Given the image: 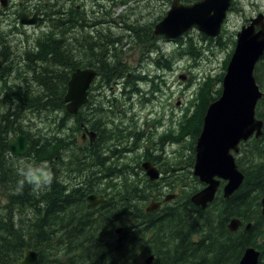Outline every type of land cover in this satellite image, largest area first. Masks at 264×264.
Segmentation results:
<instances>
[{
	"label": "trees",
	"instance_id": "trees-1",
	"mask_svg": "<svg viewBox=\"0 0 264 264\" xmlns=\"http://www.w3.org/2000/svg\"><path fill=\"white\" fill-rule=\"evenodd\" d=\"M78 1H70L71 10L52 15L41 33H26L23 48L8 42L6 34L16 32L14 28L6 34L0 31V57L5 61L16 54L15 63L0 69L3 90L8 93V104L0 111V181L11 187L9 200L0 210V264L18 262L27 246L38 251L36 264H237L249 245L260 250L258 264H264V214L260 211L264 123L258 137L240 143L236 162L244 179L237 190L224 196L222 181L214 198L203 207L190 201L191 194L204 184L192 170L195 142L207 105L220 94L224 70L218 88L212 81L206 87L208 79L200 84L199 107L188 117L197 113L190 136L183 142L184 150L177 161H165V166L183 165L174 176L166 174L168 168L164 167L162 176L150 180L141 167V158L148 152L137 154L134 161L122 158L135 148L127 142L121 141V149L110 143L102 146L98 137L93 142L82 139L83 124L95 129L96 112L91 99L76 113L67 109L65 94L72 71L94 66L103 83L113 84L121 77L128 81L130 68L116 49L124 33L96 25L97 19L100 23H107L106 17L112 22L116 19L110 14H87L77 6ZM124 29L126 34L133 31L137 43L149 41L144 31L149 34L150 27ZM17 32L25 34L21 29ZM221 42L218 37L217 43ZM188 48L196 52L193 45ZM158 62L171 66L166 55ZM259 68H264V53L254 70L264 94ZM131 74L137 76L135 82L139 76L146 78ZM255 115L264 120V95L257 101ZM19 133L31 136L25 155L10 149L11 139ZM147 157L156 162L153 155ZM40 168L52 173L43 185L30 182V175ZM174 189L176 197L146 210L151 198H164ZM97 192L108 197L107 203L89 206L88 194ZM232 217L241 219L236 230L227 224ZM250 221L251 226L245 228ZM119 226L122 230L117 232ZM150 254L153 258L146 263Z\"/></svg>",
	"mask_w": 264,
	"mask_h": 264
},
{
	"label": "water",
	"instance_id": "water-1",
	"mask_svg": "<svg viewBox=\"0 0 264 264\" xmlns=\"http://www.w3.org/2000/svg\"><path fill=\"white\" fill-rule=\"evenodd\" d=\"M5 0H2L4 3ZM171 7L154 25V32L163 34L165 38H176L186 30L197 26L205 34L218 35L230 0H194L190 3H180L172 0ZM34 21V19H30ZM258 25V29L255 26ZM236 42L222 77V87L217 98L210 101L203 115L200 133L196 138L195 160L193 174L201 182V188L194 191L190 201L201 207L210 202L220 186L224 196L232 194L244 179V174L236 162V153L240 149L241 141L251 136L258 137L262 132L263 118L256 117L255 110L259 98L263 94L255 77V65L264 53V13L260 12L248 23L243 24L236 32ZM1 64V59H0ZM97 69L92 66H80L72 71L65 94L67 109L76 113L87 102L89 86ZM184 77V76H182ZM93 140L95 131L87 129ZM85 132H83L82 135ZM30 134L19 133L10 141V149L15 154H24L30 147ZM142 169L150 179L158 178L162 173L150 159H144ZM183 165H168L170 173H174ZM51 176L48 168L37 169L30 175V182L45 180ZM175 191L168 192L163 200L168 201L176 197ZM260 211L264 214V193L260 198ZM88 205L105 204L108 198L104 194L91 193L87 196ZM146 210H154L161 206V199L151 198L146 203ZM231 230H236L242 224L240 217H232L227 223ZM251 226L247 222L245 228ZM120 232L122 228H116ZM260 250L249 245L245 248L237 264H258ZM153 254L145 259L150 262ZM39 260L38 251L27 246L25 255L15 264H36Z\"/></svg>",
	"mask_w": 264,
	"mask_h": 264
},
{
	"label": "rangeland",
	"instance_id": "rangeland-1",
	"mask_svg": "<svg viewBox=\"0 0 264 264\" xmlns=\"http://www.w3.org/2000/svg\"><path fill=\"white\" fill-rule=\"evenodd\" d=\"M162 1L163 0H160V2ZM234 1L235 3L230 4L231 7L227 10V16L221 24V30L216 36L205 34L195 26L186 30L183 35L176 38L170 39L161 35L157 38L149 39V41L144 44L143 42L137 43L135 41L133 31L129 32L131 34H126V29L118 26V23H113V25H111L110 28L115 31V34L124 33L121 37V42L116 44V49L122 52V62L128 65L131 72L136 74L143 73V75H146V78L144 77L139 81L137 80L138 86L143 87L142 91L138 93L131 91L132 97L130 98H125L123 93H119L120 89H124L122 83H113V86L115 87L117 85L118 88L109 91V96L111 97L114 95L117 104L126 102V105H128V102H132V107L125 110L126 115L123 111L122 121H114V131L119 129L117 134L116 132L110 131L113 128V124L109 126V124H104L103 121L100 123V127L103 129L102 137H105V139L108 138L107 142L110 143L111 146L120 147L122 149V144L127 142L128 146L135 147L134 149H130V151L124 152L125 154L122 158L134 161V156L137 154L141 156L146 148L150 150L153 148L152 143L158 135L157 141H159L161 143L160 146L163 147V161L165 162L167 159L174 162L177 161V155L183 152V142L190 136L189 129L192 128L195 122L193 116L195 117L197 113L190 119H188V117L199 107L197 104L198 102H196L198 100L196 97L200 95L199 88L201 82L208 79L205 81L206 87L210 85L211 81L214 88H218L221 85L219 76L222 71L225 70L227 59L231 56L234 49L233 47L237 38L236 32L240 29L245 18L253 16L257 13L256 11L264 12V0ZM154 2L157 5L154 14L159 17L166 12L169 4H162V6L157 0ZM136 8L133 13L129 14L130 19L132 18L131 16L146 12L145 8ZM117 16V13L111 15V17H116V21H118L119 18H117ZM159 19L160 18H156V20ZM127 22L132 23L133 20L131 19ZM42 25L43 24L29 26L25 31V25H14L11 16H5L4 14L0 15V31L4 33L10 31L11 28L16 30V32L9 35L4 33L8 38V42L16 48H23V46L26 45V33H31L32 35L41 33L44 29ZM19 29L24 31L25 34L23 32H17ZM218 37H220L222 41L220 44L217 43ZM145 39H148V37ZM152 41L154 44L151 43ZM192 45L194 50H196L195 53L188 48ZM144 46H146V48ZM149 46L150 50L146 51ZM185 49L189 51L184 52ZM180 53L182 54L177 58L176 54ZM165 55L169 59V62H171V66L161 65L158 62L161 58L165 59ZM0 59L1 69L3 64L8 67L10 64L15 63L16 54H10L5 61L2 57H0ZM258 70L260 76L264 77V68H259ZM130 71H127V73L129 72L127 76H129L131 80H136L137 76H133ZM12 76H15V74ZM4 77L7 78V74H5ZM151 78H153V80H151ZM11 79L14 80L13 77H11ZM16 80L18 81V79ZM4 81V78H0V111L6 106V98L8 96V93L3 90ZM125 87L128 88L129 85ZM153 87H156V96L152 94ZM152 104L158 105L157 108L161 111L157 118L161 119L155 123L156 132L149 133L147 130L149 125L145 120L147 109ZM117 108L123 109V105H121V107L117 106ZM135 112H138L139 115ZM187 119V123L181 124L183 121L186 122ZM32 120L36 121L34 118ZM27 122L29 121L27 120L26 123ZM105 125L106 129H104ZM122 126L126 128L122 129ZM169 128L172 129L171 134L168 133L163 135V137H159L163 131L168 132ZM138 129L140 130L137 131ZM142 129L143 132H147L144 136L141 134ZM131 131H133L134 135L131 134ZM121 141H123V143H121ZM159 142H157V144ZM147 156H149L148 153L143 155L141 160L143 161V159L149 158ZM22 160L25 162V158L21 159V161ZM167 172L170 175H176V172L171 174L169 169L166 171V174ZM178 176H183V174L178 173ZM113 180L115 181L117 178ZM43 181L45 180H39L37 182L43 185ZM10 188L8 182L0 181V210L9 200ZM173 191L177 192L175 189Z\"/></svg>",
	"mask_w": 264,
	"mask_h": 264
},
{
	"label": "flooded vegetation",
	"instance_id": "flooded-vegetation-1",
	"mask_svg": "<svg viewBox=\"0 0 264 264\" xmlns=\"http://www.w3.org/2000/svg\"><path fill=\"white\" fill-rule=\"evenodd\" d=\"M70 1L71 0H5L4 3L2 2V0H0V15L4 14L5 16H11L12 21L14 22V25H25V31L26 28H28L29 26H35V25H40L43 24L42 26H47L50 18L52 15L55 14H59L62 10L63 11H67V10H71L70 8ZM77 1V0H74ZM155 0H79L78 5L80 7H83L84 11H87V14H93L96 16H101V15H112L113 13H117L118 16L117 18H119L118 21H109V19L106 17L105 21L107 23H103V21L100 23L98 21V19L96 20V25H99L100 27H102V25H108L111 26L113 25V23H118V26H121L123 28L128 27V28H132V27H140V28H151V30L149 31V34L144 31V37L146 36V38L148 37L149 39H153V38H157L158 36L163 35L161 34H157L154 32V25L160 20H156V18H162L163 15L165 14H161L159 17L155 16L154 12L156 9V4L154 2ZM231 3H235L234 0H230ZM157 2L160 5H165V4H169L168 9L171 7V2L172 0H163L162 2H160V0H157ZM180 3H190V2H194V0H179ZM83 3V4H82ZM162 5V6H163ZM137 7V8H136ZM231 7V6H230ZM136 9H146V12H142L139 14H136L135 16H131L133 22L129 23L127 22L130 19V15L131 13H133ZM87 9V10H86ZM167 9V10H168ZM117 10V11H115ZM166 10V11H167ZM89 12V13H88ZM257 13H255L253 16H250L248 18H245V20L242 22L243 24H248L253 18L254 16H256L257 14H259L262 11H256ZM264 13V12H263ZM34 19V21H30V19ZM114 19H116V17H114ZM241 25V27H242ZM240 27V28H241ZM258 25L255 26V29H258ZM153 28V31H152ZM164 36V35H163ZM152 44L153 41L151 42ZM256 66V65H255ZM255 70V69H254ZM100 73H96L95 78L93 79L92 83L89 86V92H88V98H87V102L89 99H91L92 102H94V109L96 112V118H95V123H96V127L94 129L95 131V138L93 140H91L87 129H89L87 127V125L83 124V132H85V135H82V139L84 140H89L90 142L95 141V139L98 137L99 140L102 143V146H105L108 142V138L105 139V137H102V127L101 126V121L104 122V124L110 126H112L113 124V128L110 131H114V121H122V115H123V111L124 114L126 115V109H129L132 107V102H128V105H126V102H123L121 104H117V100L115 99V96L112 95L111 97L109 96V91L110 90H114L117 87V85L114 87L113 84H107L106 82H102L100 79ZM129 74V72L127 73V75ZM141 75H143V73H139ZM136 75V73H135ZM143 79L142 77L139 76L138 81ZM135 79L131 80L130 77L127 79H124L123 77H121L120 79H116V81H114V83H122L123 84V88L124 89H120L119 93H123V96H125V98H130L132 97L131 95V91L132 92H140L142 91L143 87L138 86V82L134 81ZM151 80H153V78H151ZM131 82V83H130ZM134 83V86H131L129 84ZM129 85L128 88H126L125 86ZM153 85V83H152ZM150 86V85H149ZM153 91V95L156 96L155 91H156V87L152 88ZM115 101V102H114ZM86 102V103H87ZM83 105V104H82ZM121 105H123V109L121 108H117V106L121 107ZM157 104H152L146 112V122L148 123V132L152 133V132H156V126L155 123L160 120L161 118H157L160 114V109L157 108ZM136 114H138V112H135ZM164 113V112H163ZM139 115V114H138ZM120 118V119H119ZM157 119V120H156ZM151 120V121H150ZM106 125L104 127V129H106ZM125 126H122V129H125ZM140 129H138L137 131H139ZM109 131V132H110ZM172 129L169 128L168 132L167 131H163L161 135H159V137H163V135L165 134H171ZM131 134L134 135L133 131H131ZM141 134L144 136L147 134V132H143V129L141 131ZM158 138V135H157ZM157 138L154 139L153 141V148L150 150L148 148L145 149L146 152H148L149 156H154V160L155 165L160 169L161 171V175H163V171H164V167L168 168V163H166L165 166V162L163 161V156H162V151H163V147L160 146V142L157 141ZM30 142H31V138H30ZM29 142V144H30ZM157 142H159L157 144ZM28 151V150H27ZM18 155H25L24 154H18ZM158 156V157H157ZM161 158V159H160ZM150 159V158H147ZM151 160V159H150ZM171 165H175V164H171ZM180 165V164H178ZM176 165V166H178ZM184 168V167H183ZM41 169V168H40ZM169 169V168H168ZM182 169L181 167L178 168V170ZM37 170V169H36ZM178 170H176L175 172H177ZM174 172V173H175ZM172 174V173H171ZM167 184V183H165ZM221 188V187H220ZM101 192H97L95 194H99ZM103 194V193H101ZM108 198V197H107ZM163 202H166L163 200V198H161V203L163 204ZM88 203V200H87ZM97 205V204H96ZM95 206V205H94Z\"/></svg>",
	"mask_w": 264,
	"mask_h": 264
},
{
	"label": "bare ground",
	"instance_id": "bare-ground-1",
	"mask_svg": "<svg viewBox=\"0 0 264 264\" xmlns=\"http://www.w3.org/2000/svg\"><path fill=\"white\" fill-rule=\"evenodd\" d=\"M187 127V126H186ZM151 180V179H150Z\"/></svg>",
	"mask_w": 264,
	"mask_h": 264
}]
</instances>
